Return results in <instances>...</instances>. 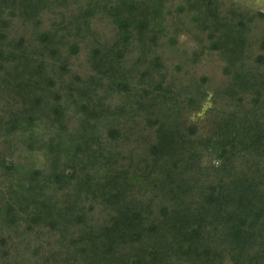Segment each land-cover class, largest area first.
<instances>
[{
    "label": "trees",
    "instance_id": "obj_1",
    "mask_svg": "<svg viewBox=\"0 0 264 264\" xmlns=\"http://www.w3.org/2000/svg\"><path fill=\"white\" fill-rule=\"evenodd\" d=\"M0 264H264V10L0 0Z\"/></svg>",
    "mask_w": 264,
    "mask_h": 264
},
{
    "label": "rangeland",
    "instance_id": "obj_2",
    "mask_svg": "<svg viewBox=\"0 0 264 264\" xmlns=\"http://www.w3.org/2000/svg\"><path fill=\"white\" fill-rule=\"evenodd\" d=\"M242 3L253 6L257 9L264 10V0H240ZM184 42L188 41V37L183 38Z\"/></svg>",
    "mask_w": 264,
    "mask_h": 264
}]
</instances>
